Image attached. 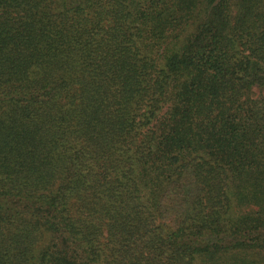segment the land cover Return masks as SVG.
Returning <instances> with one entry per match:
<instances>
[{"label": "trees", "instance_id": "16d2710c", "mask_svg": "<svg viewBox=\"0 0 264 264\" xmlns=\"http://www.w3.org/2000/svg\"><path fill=\"white\" fill-rule=\"evenodd\" d=\"M264 0H0V264H264Z\"/></svg>", "mask_w": 264, "mask_h": 264}, {"label": "rangeland", "instance_id": "374dc122", "mask_svg": "<svg viewBox=\"0 0 264 264\" xmlns=\"http://www.w3.org/2000/svg\"><path fill=\"white\" fill-rule=\"evenodd\" d=\"M254 93L257 97H264V87L255 88Z\"/></svg>", "mask_w": 264, "mask_h": 264}]
</instances>
